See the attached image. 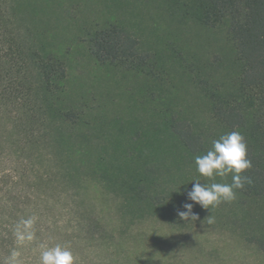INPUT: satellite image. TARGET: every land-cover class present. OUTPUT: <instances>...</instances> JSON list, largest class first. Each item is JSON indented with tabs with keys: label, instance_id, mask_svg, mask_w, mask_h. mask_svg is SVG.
Segmentation results:
<instances>
[{
	"label": "trees",
	"instance_id": "1",
	"mask_svg": "<svg viewBox=\"0 0 264 264\" xmlns=\"http://www.w3.org/2000/svg\"><path fill=\"white\" fill-rule=\"evenodd\" d=\"M163 4L171 20L185 28L192 24L218 28L234 46L238 67L232 71L218 39L203 34L214 50L208 76L199 72L197 62L175 48L170 50L172 63L191 81L197 100L206 107V123L199 124L176 109L183 100L163 86L160 74L167 64L165 51L153 49L147 26L128 10L119 12L113 0L104 2V21L86 29L83 37L97 63L146 73L147 105L123 119L97 114L68 90L65 63L54 54L34 0H0V120L11 126L10 148L34 161L47 151L44 143L50 136L58 144L60 172L66 182L94 181L119 201L120 216L132 225L155 218L183 229L218 208L194 205L198 219L181 220L177 209L192 203L186 190L193 183H231V174L214 181L200 175L195 157L206 154L221 135L240 131L252 162L242 175L252 183L236 190V198L241 199L236 209L244 226L252 230L245 232V241L264 254V0H163ZM73 154L85 156L86 165L74 160ZM24 176L16 170L0 174L3 264L13 249L20 253V262L33 264L31 248L38 246L45 232L35 225L34 241L20 244L15 238V225L30 211L44 216L41 207L33 204L32 208L31 194L18 191L27 180ZM12 200L23 201L16 205ZM35 200L43 199L39 195ZM248 201L256 209L252 216H248Z\"/></svg>",
	"mask_w": 264,
	"mask_h": 264
},
{
	"label": "rangeland",
	"instance_id": "2",
	"mask_svg": "<svg viewBox=\"0 0 264 264\" xmlns=\"http://www.w3.org/2000/svg\"><path fill=\"white\" fill-rule=\"evenodd\" d=\"M34 1L54 54L65 63L66 86L74 96L84 99L97 114L106 113L111 118H127L147 105L146 73L97 63L84 41V31L104 21L106 0ZM113 1L119 12L128 10L147 26L148 42L153 49L165 51L167 64L160 74L163 86L183 100L176 109L184 110L185 116L199 124L206 123V107L197 100L191 81L172 63L170 50L175 48L197 62L199 72L208 76L213 71L214 50L203 34H210L218 39L227 68L234 71L238 67L237 55L224 32L202 24L185 28L168 17L163 0H141L136 4ZM12 138L11 126L0 120V174L10 170L25 174L27 180L18 191L31 194L32 205L44 210L42 218L36 216L35 225L42 226L45 232L38 246L31 248L30 259L36 258L33 264H39L41 245L55 244L69 247L76 264H264V254L245 241V232L252 230L244 226L236 209L241 199L224 202L183 229L155 218L132 225L120 216L119 201L94 181H65L54 138L46 137L47 151L40 158L34 157V161L11 150ZM72 157L86 165L85 156ZM34 195H40L42 202H37ZM22 201L12 200V204ZM247 205L248 216H252L255 206L249 201ZM208 216L213 223L208 222Z\"/></svg>",
	"mask_w": 264,
	"mask_h": 264
},
{
	"label": "clouds",
	"instance_id": "3",
	"mask_svg": "<svg viewBox=\"0 0 264 264\" xmlns=\"http://www.w3.org/2000/svg\"><path fill=\"white\" fill-rule=\"evenodd\" d=\"M195 164L200 175L215 180L220 177L224 180L231 174V183L212 182L201 184L193 183L190 190H186L187 200L182 209H177V215L181 220L198 219L193 212L194 205H200L203 209L217 207L224 202H232L236 199V190L243 189L245 184H251L249 177L242 174L252 167L248 159V146L244 135L240 131H232L221 135L212 141V148L206 154L195 157ZM208 222L213 223L211 216ZM37 217L21 218L14 227V235L20 244L32 242L36 239L34 226ZM20 253L13 249L7 260V264H20ZM39 264H76V257L69 247L61 244L54 246L41 245Z\"/></svg>",
	"mask_w": 264,
	"mask_h": 264
}]
</instances>
